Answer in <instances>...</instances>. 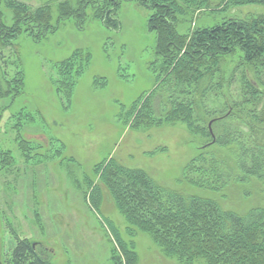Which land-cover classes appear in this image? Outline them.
Here are the masks:
<instances>
[{"label": "rangeland", "instance_id": "obj_1", "mask_svg": "<svg viewBox=\"0 0 264 264\" xmlns=\"http://www.w3.org/2000/svg\"><path fill=\"white\" fill-rule=\"evenodd\" d=\"M19 1L36 7L57 0ZM92 1L96 5L103 0ZM235 1L204 0L191 9L184 6L176 29L188 33L228 19L248 22L264 16V5ZM92 7L86 6L85 19L79 23L71 17L57 21L53 5L54 31L22 20L11 44L3 46L0 41L1 89L2 73L10 81L17 73L23 76L18 95L0 97V264H10L16 235L47 248L53 264H112L104 218L122 238L134 241L135 264H183L163 254L149 234L136 231L128 236L127 224L105 187L98 213L89 207L84 178L95 180L94 165L110 157L144 170L164 187L211 196L223 209L241 214L264 207V180H232L210 194L181 178L183 167L202 146H210V139L180 122L157 125L149 120L138 128L128 126L120 113L154 87L160 64L155 33L147 27L150 10L135 0H121L113 10L118 22L114 27L95 18ZM0 13V21L10 27L12 10L1 3ZM75 52L76 58L65 62ZM74 75L72 86L69 77ZM219 75L220 97L211 96L207 105L216 107L223 101L230 111L244 79H264V59L244 62L236 49L219 58ZM215 149L235 177L233 148Z\"/></svg>", "mask_w": 264, "mask_h": 264}, {"label": "trees", "instance_id": "obj_2", "mask_svg": "<svg viewBox=\"0 0 264 264\" xmlns=\"http://www.w3.org/2000/svg\"><path fill=\"white\" fill-rule=\"evenodd\" d=\"M120 1L103 0L93 5L92 0H76L73 4L71 0H57L54 4L30 7L19 0H0L13 12L10 27L0 21L1 44L9 45L19 35L22 20L42 31H54L53 5L58 12L57 21L71 17L82 22L90 4L95 18L115 27L118 22L113 10ZM135 1L150 10L147 27L155 33L160 64L154 87L122 110L123 120L130 128L148 124L149 120L157 125L180 122L188 130L210 139V146H202L197 156L183 167L181 178L189 186L213 194L232 180H264V79H244L230 111L223 101L216 107L207 105L211 96L220 97L221 56L239 49L244 62L264 59V16L248 22L228 19L218 25L179 33L176 19L184 13V6L191 9L204 4V0ZM235 2L264 5V0ZM76 56L75 52L65 62ZM88 59L86 53L85 60ZM2 76L5 87L2 90L0 85V97L18 95L23 89L21 73L11 81L6 72ZM75 77H69L73 79H69L71 85ZM52 80L56 86L57 81ZM227 147L233 148L234 171L238 172L235 177L223 157L216 155L215 148ZM93 174L95 180L84 178L85 201L98 213L105 187L127 224L128 236L133 237L136 231L149 234L163 254L183 264L196 260L204 264H264V207H252L241 214L223 209L211 196L164 187L144 170L126 167L112 157L95 164ZM104 223L112 243V264H135L134 241L122 238L107 218ZM9 258L10 264H53L47 248L18 235Z\"/></svg>", "mask_w": 264, "mask_h": 264}]
</instances>
